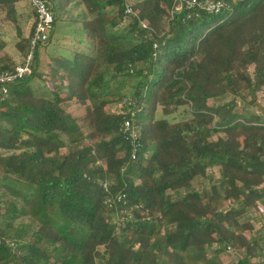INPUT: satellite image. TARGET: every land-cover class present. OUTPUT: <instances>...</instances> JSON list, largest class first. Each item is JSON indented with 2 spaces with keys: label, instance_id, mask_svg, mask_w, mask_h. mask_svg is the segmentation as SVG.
Instances as JSON below:
<instances>
[{
  "label": "trees",
  "instance_id": "1",
  "mask_svg": "<svg viewBox=\"0 0 264 264\" xmlns=\"http://www.w3.org/2000/svg\"><path fill=\"white\" fill-rule=\"evenodd\" d=\"M20 1L0 0V12L26 57L36 23L24 37ZM44 1L54 29L40 48L59 23L90 43L47 74L37 49L32 74L0 102V202L13 201L0 264H221L231 247L246 253L236 264H264L256 239L237 232L264 205V114L252 111L264 92V0H222L219 14L176 13L175 0ZM126 100L141 129L135 156ZM26 217L29 230L17 229Z\"/></svg>",
  "mask_w": 264,
  "mask_h": 264
},
{
  "label": "rangeland",
  "instance_id": "2",
  "mask_svg": "<svg viewBox=\"0 0 264 264\" xmlns=\"http://www.w3.org/2000/svg\"><path fill=\"white\" fill-rule=\"evenodd\" d=\"M18 14L20 17V27L22 29V33L24 37H28L31 26H32V18L33 11L29 7V5L21 0L17 4ZM80 25L77 24H65L59 23L56 26L54 37L52 38V44L49 45L48 49L43 47H39L37 53L41 55V71L48 72L51 71V68L59 62L61 58L69 57L73 50L78 47L79 41L84 39V45H88L90 43V39L88 36H84L82 32H80ZM77 30V32H76ZM0 41L4 44L2 45V49L0 50V59L8 68H13L20 63L23 62L24 56L17 49V43L19 42V37L17 33L16 27L5 18V14L0 12ZM55 67V66H54ZM50 76V75H48ZM46 80H49L47 78ZM53 82V81H52ZM54 84H59V81L53 82ZM231 99L230 96L222 97L217 100L210 101L212 105H220L228 102ZM74 110V108H73ZM119 110L118 105H112L108 108L110 112H117ZM183 110V109H182ZM181 110V112H182ZM253 112H258L260 114H264V92L259 93L258 95V103L252 109ZM78 116H84L85 111L82 110L81 107L77 106L75 111ZM184 116L174 115L170 117V120L179 121L183 119ZM163 118L161 112H158L157 119ZM86 132L89 131V128L85 129ZM220 178L219 169L214 168L211 172H209V177L206 180L200 181L201 184L210 188L213 185H216L217 180ZM199 182L195 185V188H199L201 185ZM171 194V193H169ZM13 203L11 199H2L0 202V217L1 215L9 208V206ZM221 207L224 209H228V204L221 200ZM257 209L252 210L250 213L244 215L239 218V228L237 229L238 233H242L248 239H256L259 244V254L264 256V205L260 202L258 203ZM58 225L61 224L62 220L57 219ZM246 224H250L252 229H249ZM17 229L29 230L31 225V220L29 217L25 219L19 220L16 224ZM158 237H163V227L162 225H158ZM216 247L208 249L209 256L212 255ZM246 257V253L244 249H238L236 247H231V250L227 249L219 254V261L221 264H236L240 259ZM258 259H254L253 262H257ZM102 264V262H99Z\"/></svg>",
  "mask_w": 264,
  "mask_h": 264
},
{
  "label": "built area",
  "instance_id": "3",
  "mask_svg": "<svg viewBox=\"0 0 264 264\" xmlns=\"http://www.w3.org/2000/svg\"><path fill=\"white\" fill-rule=\"evenodd\" d=\"M24 1L35 14L36 24L34 33L30 38V52L22 63L0 74V102H4L8 98L11 84L32 74L35 52L40 46H44L49 41L50 34L54 29V14L46 1ZM225 7L226 5L222 0H175L173 10L176 13H181L186 8L191 11L203 10L209 13L219 14ZM126 11L128 14L136 15L129 6H126ZM143 26L145 27L146 25L143 24ZM124 103L129 108L131 118L124 121L123 128L128 139L134 146L135 156V153L140 149L139 138L141 129L135 123V114L131 108L132 100H126ZM121 199L122 198L119 197L118 200L121 201ZM11 245L14 246V244ZM229 250H231V248H229Z\"/></svg>",
  "mask_w": 264,
  "mask_h": 264
},
{
  "label": "crops",
  "instance_id": "4",
  "mask_svg": "<svg viewBox=\"0 0 264 264\" xmlns=\"http://www.w3.org/2000/svg\"><path fill=\"white\" fill-rule=\"evenodd\" d=\"M35 20V18L32 19V21Z\"/></svg>",
  "mask_w": 264,
  "mask_h": 264
}]
</instances>
